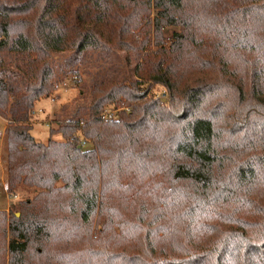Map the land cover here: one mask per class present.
Listing matches in <instances>:
<instances>
[{"label": "trees", "instance_id": "1", "mask_svg": "<svg viewBox=\"0 0 264 264\" xmlns=\"http://www.w3.org/2000/svg\"><path fill=\"white\" fill-rule=\"evenodd\" d=\"M91 50L141 54L135 79L38 141L54 57ZM0 117V264H264V0H0Z\"/></svg>", "mask_w": 264, "mask_h": 264}, {"label": "rangeland", "instance_id": "2", "mask_svg": "<svg viewBox=\"0 0 264 264\" xmlns=\"http://www.w3.org/2000/svg\"><path fill=\"white\" fill-rule=\"evenodd\" d=\"M172 28L165 29V35L170 36ZM140 55L136 52L116 51L107 54L102 51H88L82 54H76L73 51L57 54L54 57L57 83L55 90L50 97L42 98L34 105V114L32 117L31 134L41 142L49 140V127H55L53 120L60 108H69L75 98L82 96L88 100L87 91L94 81H102L107 78L124 76L129 80H134V67L140 61ZM78 81L79 83L77 84ZM160 89L153 88L152 92ZM41 110V111H40ZM3 118L0 117V131L3 125ZM53 140L62 139L59 133L51 137ZM2 153V155H1ZM0 160L4 163V171L0 167V209L6 208L9 197L6 192V157L0 149ZM26 196V193L14 197L18 199Z\"/></svg>", "mask_w": 264, "mask_h": 264}, {"label": "built area", "instance_id": "3", "mask_svg": "<svg viewBox=\"0 0 264 264\" xmlns=\"http://www.w3.org/2000/svg\"><path fill=\"white\" fill-rule=\"evenodd\" d=\"M163 96H165V91L162 92ZM121 110V108H114V107H105L102 110L101 117L105 120L107 119H114L117 117V113ZM81 133H78L77 138L79 139L80 143L82 145H86L89 140H87L85 137L80 136Z\"/></svg>", "mask_w": 264, "mask_h": 264}, {"label": "crops", "instance_id": "4", "mask_svg": "<svg viewBox=\"0 0 264 264\" xmlns=\"http://www.w3.org/2000/svg\"><path fill=\"white\" fill-rule=\"evenodd\" d=\"M3 120H4V122H3V125H2V128H1V131H0V149H1V152H3L4 156L6 157V160L5 161H6V165H7V144H6V135H5V131H4L7 121L5 119H3ZM1 155H2V153H1ZM3 166H4V163H1V160H0V167L4 171V167ZM5 207L6 208H3V209H7L8 204Z\"/></svg>", "mask_w": 264, "mask_h": 264}, {"label": "water", "instance_id": "5", "mask_svg": "<svg viewBox=\"0 0 264 264\" xmlns=\"http://www.w3.org/2000/svg\"><path fill=\"white\" fill-rule=\"evenodd\" d=\"M16 215H19V213H16Z\"/></svg>", "mask_w": 264, "mask_h": 264}]
</instances>
